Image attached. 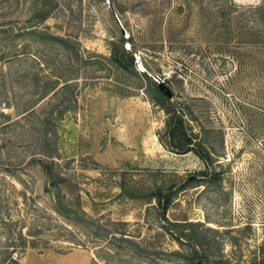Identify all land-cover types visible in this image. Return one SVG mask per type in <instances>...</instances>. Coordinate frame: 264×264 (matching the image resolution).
I'll return each mask as SVG.
<instances>
[{"label": "rangeland", "instance_id": "rangeland-1", "mask_svg": "<svg viewBox=\"0 0 264 264\" xmlns=\"http://www.w3.org/2000/svg\"><path fill=\"white\" fill-rule=\"evenodd\" d=\"M0 27V264H264V0H0Z\"/></svg>", "mask_w": 264, "mask_h": 264}, {"label": "trees", "instance_id": "trees-1", "mask_svg": "<svg viewBox=\"0 0 264 264\" xmlns=\"http://www.w3.org/2000/svg\"><path fill=\"white\" fill-rule=\"evenodd\" d=\"M47 17V15H43L42 18L44 19ZM0 30H2V27H0ZM111 61L119 68H121L124 71H128L132 68V65L134 63V54L133 51L124 48L119 47L116 49L111 50L110 54ZM140 74L144 75L147 79L151 80L150 77L147 76L146 72H141ZM56 78L59 80V75H56ZM55 83H58L55 81ZM151 83L153 85H157L155 81L151 80ZM66 84V83H65ZM64 84V85H65ZM157 87V95L159 97V101H157V104L160 105L162 108H164V111L166 113V119H165V139H160L161 144L168 149L169 151H172L177 154H185L190 151H193L202 161L203 163L209 167L211 165V155L209 152H206L202 144L198 143L196 139L193 137L192 133L188 131L186 128L185 118L183 115V109L181 107L174 106L169 103V98H167ZM55 149L53 150V152ZM52 152V151H51ZM53 153H47L43 159H39V163H42V166L44 168V171L48 174L54 175L53 170L54 166L56 165L54 163V156H52ZM56 176V175H55ZM66 177H59V181H66ZM58 181V182H59ZM176 185H171L169 188V192L167 194H163L162 191H155L153 192V197L155 198L157 202V206L162 210L163 214L168 209L169 205L172 202V194H173V188ZM79 213L86 217V212L82 209L80 204L78 205ZM70 212V210H68ZM115 224V223H114ZM117 224V223H116ZM122 224V223H120ZM20 240H22V243H27L28 241L24 238V236L19 234ZM113 236V234L111 235ZM193 253L197 254V251H193ZM212 264H234L229 262L227 259H218L217 261H214Z\"/></svg>", "mask_w": 264, "mask_h": 264}, {"label": "water", "instance_id": "water-1", "mask_svg": "<svg viewBox=\"0 0 264 264\" xmlns=\"http://www.w3.org/2000/svg\"><path fill=\"white\" fill-rule=\"evenodd\" d=\"M153 77V79L157 82V86L158 88L160 89V91L169 99H172L173 97V92L172 90L170 89V87L164 82V80H161V79H157V77L155 75H150ZM193 177H195L194 175H191L188 177V179H192ZM182 184V183H181ZM180 184V185H181ZM179 187V185L177 186ZM176 187V188H177ZM175 188V187H174ZM175 188V189H176Z\"/></svg>", "mask_w": 264, "mask_h": 264}, {"label": "built area", "instance_id": "built-area-1", "mask_svg": "<svg viewBox=\"0 0 264 264\" xmlns=\"http://www.w3.org/2000/svg\"><path fill=\"white\" fill-rule=\"evenodd\" d=\"M12 257L15 259L16 258V253H14Z\"/></svg>", "mask_w": 264, "mask_h": 264}, {"label": "bare ground", "instance_id": "bare-ground-1", "mask_svg": "<svg viewBox=\"0 0 264 264\" xmlns=\"http://www.w3.org/2000/svg\"><path fill=\"white\" fill-rule=\"evenodd\" d=\"M139 69H143L141 66H139Z\"/></svg>", "mask_w": 264, "mask_h": 264}]
</instances>
